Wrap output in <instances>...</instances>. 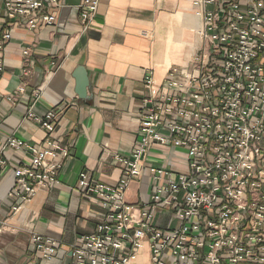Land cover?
Instances as JSON below:
<instances>
[{
    "label": "built area",
    "instance_id": "1",
    "mask_svg": "<svg viewBox=\"0 0 264 264\" xmlns=\"http://www.w3.org/2000/svg\"><path fill=\"white\" fill-rule=\"evenodd\" d=\"M100 2L79 5L83 26ZM194 5L206 47L185 69L172 68L162 83L152 72L146 75L150 95L139 111V140L131 154L112 155L122 166L119 182L107 184L88 171L79 175L73 189L97 199L104 213L95 231L71 246V264H132L145 247L151 264H264V0ZM60 6L61 0L3 2L7 22L24 21L32 30L54 26L53 10ZM8 39L5 31L0 49ZM3 69L0 59V77ZM27 116L50 130L58 120L53 111ZM153 144L185 148L187 168L149 164ZM6 146L25 147L32 155L31 165L14 169L12 197L30 201L39 188L60 182L68 146L51 138L43 148L17 138ZM143 176L151 182L146 199L128 202L132 181ZM32 239L40 258L55 257L59 243L39 234Z\"/></svg>",
    "mask_w": 264,
    "mask_h": 264
},
{
    "label": "crops",
    "instance_id": "2",
    "mask_svg": "<svg viewBox=\"0 0 264 264\" xmlns=\"http://www.w3.org/2000/svg\"><path fill=\"white\" fill-rule=\"evenodd\" d=\"M82 1L61 0L53 10L56 24L32 30L24 21L7 22L0 0V40L10 31L0 49V157L6 161L0 168V264L72 263L71 246L95 231L104 213L97 199L73 189L80 173L117 184L122 166L112 155L131 154L139 140V111L150 95L146 75L152 72L155 82L162 83L172 68L185 69L206 47L196 0H101L88 26L80 16ZM80 67L89 79L86 98L77 94ZM29 111L39 116L55 112L53 130L29 118ZM10 138L39 148L47 138L68 146L60 182L39 188L30 201L12 197L14 169L31 165L32 155L25 147L6 146ZM146 160L156 168L185 170L188 152L153 144ZM150 189L144 176L136 178L127 201L146 199ZM163 217L161 212L159 219ZM34 234L60 244L52 260L36 253ZM132 264H151L148 247Z\"/></svg>",
    "mask_w": 264,
    "mask_h": 264
},
{
    "label": "water",
    "instance_id": "3",
    "mask_svg": "<svg viewBox=\"0 0 264 264\" xmlns=\"http://www.w3.org/2000/svg\"><path fill=\"white\" fill-rule=\"evenodd\" d=\"M76 78H77V94L81 98H86L89 87V79L85 68L80 67L77 69Z\"/></svg>",
    "mask_w": 264,
    "mask_h": 264
}]
</instances>
